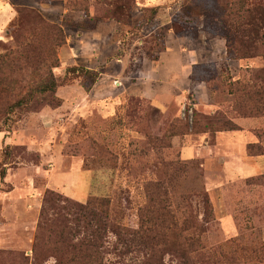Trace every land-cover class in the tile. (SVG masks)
Wrapping results in <instances>:
<instances>
[{
	"label": "rangeland",
	"instance_id": "1",
	"mask_svg": "<svg viewBox=\"0 0 264 264\" xmlns=\"http://www.w3.org/2000/svg\"><path fill=\"white\" fill-rule=\"evenodd\" d=\"M21 2L32 3L31 0ZM224 2H48L62 3L68 10L61 20L64 26L50 21L34 8L46 21L62 29L64 43L59 47L55 45L62 40L59 36L44 48L45 55L49 56L47 65L57 57L58 66L51 68V74L61 84L54 93L36 98L21 112L19 120L8 124L0 122V252L14 253L24 258L25 264L40 263L33 255L32 246L42 198L48 190L79 202H85L88 196L109 198L112 218L125 227H137V209L145 201V183L164 179L167 174L164 162L177 158L190 169L181 175L174 190V200L182 194L189 195L187 204L200 220L204 199L197 190L201 194L206 192L211 216H205L208 231L203 239L209 248L229 239H237L245 245L264 242V183H247V179L264 173V156L253 158L246 153L247 141L259 142L264 147V116L236 117L231 111L234 96L230 93L231 83L238 79L249 80L250 74L261 68L263 62L260 57H228L227 41L221 34L223 27L212 19L221 12ZM123 5L125 11L116 14L115 8ZM90 15L92 18L88 19ZM17 16L16 13L15 18L3 27L0 54L17 43L29 42L38 34L26 17L27 22L18 28ZM95 19L112 21L111 27H117L107 47L99 44L94 49L100 60L112 54L105 73L108 76L104 75L107 78L99 86L106 89L110 83L112 91L103 112L97 108L86 107L82 111L81 108L75 110L69 105L64 106L65 94L61 93L63 88L73 86L82 96H72L71 100L86 98L82 92L85 83L82 77L76 71L67 70L81 66H61L59 54L67 36L73 34L71 28L66 27H96ZM169 57L173 62L176 92L165 109L157 107L149 95H119L130 81H140L148 66ZM180 61L186 68L184 72L179 71ZM1 68L0 76L11 75L5 65ZM48 69L42 65L35 72L30 71L28 80L36 84ZM101 69L104 72L103 67ZM26 76L14 83L15 89H27ZM151 85L160 90L164 82L156 80ZM131 88L142 89L138 86ZM53 99H60L61 103L55 107L56 100L51 104ZM44 111L50 113L57 125L50 126L51 118ZM223 119H231L236 124L244 121V125L237 124L238 130L214 131L217 124L213 122ZM220 132L227 133L229 140H216ZM173 136L183 140L187 153L182 152L183 145L173 147L171 143L169 146ZM43 142L54 146L46 153L41 152L38 148ZM7 146L11 148L7 149ZM231 154L245 161L227 175L225 157ZM1 169L5 170L3 178ZM112 241L111 237L109 243ZM223 250L227 249L224 247ZM165 260L168 261L167 256ZM1 261L18 264L7 258ZM42 264H55V261L49 258Z\"/></svg>",
	"mask_w": 264,
	"mask_h": 264
},
{
	"label": "trees",
	"instance_id": "2",
	"mask_svg": "<svg viewBox=\"0 0 264 264\" xmlns=\"http://www.w3.org/2000/svg\"><path fill=\"white\" fill-rule=\"evenodd\" d=\"M124 9V5L117 6L114 12L117 14ZM15 10L17 27L22 28L28 19L38 34L29 42L17 43L14 48L0 54V73L4 65L11 72L10 76H0V122L3 124L19 120L21 112L33 101L54 93L61 84L51 74V68L58 66L57 57L47 65L49 56L45 55L44 48L59 36L62 40L55 45L59 47L64 43L62 29L46 21L34 8L16 7ZM212 19L223 27L221 34L226 38L229 58L260 57L263 62L261 68L250 74L249 80L238 79L231 83L230 93L234 96L232 113L239 118L264 116V0H225L221 12L213 15ZM42 65L49 67L48 72L36 84L31 83L28 80L30 71L35 72ZM67 70L76 71L82 77L86 90L98 76L97 72L82 67ZM21 74L27 75L25 91L15 89L14 85L24 76ZM54 100L55 107L61 103L60 99H53L51 104ZM219 121L213 122L217 124L214 131L239 129L231 119ZM246 153L264 156V147L259 142L248 143ZM164 167L167 172L164 179L148 181L143 187L145 201L137 209L135 228L125 227L112 218L109 198L88 196L85 202H79L51 190L45 191L32 246L35 259L40 260L39 264L49 258H53L55 264L264 263V242L245 245L237 239H229L209 248L203 239L208 231L206 217L211 216L206 192L201 194L197 190L204 199L203 217L198 220L194 209L187 204L189 195L182 194L174 200V190L189 166L177 158L164 162ZM4 172L1 169V178ZM256 181L264 183V173L247 179L249 184ZM111 237L113 241L109 243ZM224 247L227 250H223ZM2 258L25 264L24 258L11 252H0V264H11L1 261Z\"/></svg>",
	"mask_w": 264,
	"mask_h": 264
},
{
	"label": "crops",
	"instance_id": "3",
	"mask_svg": "<svg viewBox=\"0 0 264 264\" xmlns=\"http://www.w3.org/2000/svg\"><path fill=\"white\" fill-rule=\"evenodd\" d=\"M23 0H0V36L2 34V31L4 30L3 27H6L8 23L15 18L16 10L15 7L17 6H27L36 8L39 10V12L47 19H49L52 22L58 23L62 26H64L61 23V20L63 18V15L68 12L66 8L62 6V3L55 4V3H42L39 0H31L32 3L30 5H26L22 3ZM153 2H151V5ZM158 5V4H156ZM154 6V5H153ZM169 9V8H168ZM4 15H6L4 17ZM88 19H91V15L87 16ZM86 17V18H87ZM94 19V18H93ZM63 21V20H62ZM96 27H66L68 29L71 28L73 31V34L70 36H67L66 44L62 47L60 51V61L61 66H67L70 64L81 66L88 70H93L97 72L98 76L96 78V81L94 82L93 86L89 90H86L83 86L82 92L86 96L85 99L79 100L74 99L71 100L70 97L72 96H82L78 95L79 89L74 88L73 86H70L71 89H62L61 93L64 95V106L69 105L71 109H78L81 108L83 111L87 108H97L99 112H103V108L106 105V102H110V99H108V96H111V89H110V83L107 84L106 89L103 87L101 89L100 82L105 81L107 77H104L106 73V68L110 65L109 64V57L105 56L104 59L100 60V58L96 57V52L94 51L95 47L100 45H104V47H107L109 42H112V34L116 30L117 27H111L112 21L109 20H103V19H95ZM64 23V22H63ZM108 26V27H107ZM170 50V48H169ZM170 58V57H169ZM167 58L166 61H163L162 59L158 60L156 65H150L145 69V74L143 75V78H141L140 81L132 82L130 81L129 85L123 87V91L119 92V95L124 97V94H139V95H149L154 101V104L157 107H161L162 109H165L166 103L170 102V99L175 97V85L173 84V80L175 77L174 69L172 68L173 62L171 61V58ZM172 62V63H171ZM181 62V65L179 66V71L184 72L186 68L183 66V62ZM101 67H103L104 72H101ZM148 74L150 76H148ZM105 76H108L107 74ZM161 81L164 82V87L161 86L159 89L161 90H155L153 86L151 85L152 81ZM138 86L142 89H133L131 87ZM159 85L157 84V87ZM67 87V86H66ZM67 95V97H66ZM92 96V98L87 99V97ZM70 101V102H69ZM76 101V102H75ZM78 103V104H73ZM103 102V104H102ZM105 111V110H104ZM46 112V111H44ZM43 112V113H44ZM49 112H46L45 115L47 117H50L51 120L49 121L51 123L50 126H53V124L57 123L52 119L51 116H49ZM244 122V121H243ZM241 121L239 126L244 125ZM53 128V127H51ZM227 133L220 132L216 135V140H229L228 135H225ZM56 134L55 136H57ZM8 140V137L6 139V143ZM234 140H231L233 142ZM54 142V140H53ZM183 140L180 141L178 136H173L171 143L173 147H182V152L187 153L186 145L182 144ZM251 141H247V143H250ZM246 143V144H247ZM244 144V147L245 145ZM32 147H35V145H31ZM50 143H40L39 145V151L41 152H48L47 149H51ZM193 151V149L191 150ZM195 153H192L193 155ZM198 154V153H196ZM43 159L46 158L45 156H42ZM253 158H256L258 156H250ZM227 161H225V172L227 175L229 174V171L237 170L238 167L243 165L244 161L243 158H240L236 154H231V156L225 157ZM224 158V159H225ZM235 176V175H234ZM49 181L51 182V178H49ZM14 191V190H12ZM1 230V226H0Z\"/></svg>",
	"mask_w": 264,
	"mask_h": 264
}]
</instances>
